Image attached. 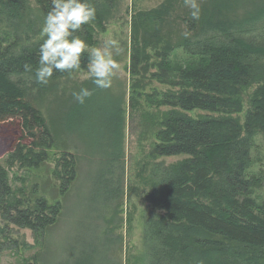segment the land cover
Segmentation results:
<instances>
[{"label":"trees","instance_id":"trees-1","mask_svg":"<svg viewBox=\"0 0 264 264\" xmlns=\"http://www.w3.org/2000/svg\"><path fill=\"white\" fill-rule=\"evenodd\" d=\"M23 2L0 0L10 11ZM38 2L47 15L52 0ZM89 2L96 8V18L74 34L93 41L92 23H102L109 9L103 0ZM179 2L184 4V0H165L160 7L133 17L134 75H140L141 62L149 58L141 47L168 39V51L172 48V32L166 29L172 27L171 18ZM198 3L201 10L198 20L191 17L190 8L185 16L176 17L188 23L192 34L180 46L190 56L206 61L204 65L173 67L172 73L185 87L160 97L159 102L173 108L161 121L163 128L158 132L155 149L162 156L189 157L159 175L147 196L168 217L147 224V264H262L264 198L257 193L264 189V167L259 159L255 168L253 147L254 136L259 132L264 136V86L252 97V108L244 125L234 114L242 109L243 91L258 73L256 65L244 61L264 56V33L262 38H251L252 32L264 22V0H198ZM41 43L24 47L17 54L5 51V55H0V120L10 129L7 164H0V212L7 224L30 228L39 243L57 221L60 206L48 205L43 198L34 208H20V201L14 204L8 167L39 166L46 159L45 148L53 144L50 128L33 99L28 98V85L22 83L24 79L13 78L35 77ZM88 55L87 51L82 55V69L87 67ZM25 63L32 65V72L24 70ZM67 75L54 72L52 79ZM140 82L135 81L133 87L139 89ZM193 109L218 116L193 117L187 113ZM70 163L75 168L74 158ZM65 167L66 175L72 178L73 167L71 170L68 164ZM64 186L66 190L68 184Z\"/></svg>","mask_w":264,"mask_h":264},{"label":"rangeland","instance_id":"rangeland-1","mask_svg":"<svg viewBox=\"0 0 264 264\" xmlns=\"http://www.w3.org/2000/svg\"><path fill=\"white\" fill-rule=\"evenodd\" d=\"M103 1L109 13L102 23H92L93 41L81 38L90 47H102L109 38L118 40L121 53L115 59L120 67L109 89L97 88L87 67L51 78L46 85L36 84L35 77L29 75L13 76L28 85V98L33 99L50 128L53 144L45 148L47 156L39 166L8 167L12 202L15 199L14 204L21 202L20 208H34L43 198L48 205L58 204L60 212L42 243L36 241L30 228L7 224L0 212V264H147V224L168 219L166 211L151 204L147 196L159 175L189 156L155 153L161 121L173 108L159 101L165 92H180L185 87L172 73L173 67L204 65L206 60L190 56L180 46L192 34L188 23L176 17L185 16L188 10L179 2L171 18L172 27L166 29L172 32V48L168 51V39L141 47L149 58L141 62L140 75H134L133 17L160 7L165 0ZM45 16L38 0H24L11 11L0 3V55L8 51L17 54L24 47L43 42ZM263 33L264 22L251 38H262ZM245 62L256 65L258 73L243 91L242 109L234 114L242 125L252 108V97L264 86V56ZM139 79V89L134 88ZM83 87L92 95L80 104L73 92ZM187 113L193 117L218 116L203 109ZM9 153V125L0 120V164H7ZM253 155L255 168L259 159L264 167L261 132L254 136ZM72 158L75 168L70 163ZM67 164L69 169L73 167L72 178L66 175ZM258 194L264 198V189Z\"/></svg>","mask_w":264,"mask_h":264},{"label":"clouds","instance_id":"clouds-1","mask_svg":"<svg viewBox=\"0 0 264 264\" xmlns=\"http://www.w3.org/2000/svg\"><path fill=\"white\" fill-rule=\"evenodd\" d=\"M184 4L191 9V17L198 20L201 11L198 0H184ZM95 18L96 8L89 0H52V7L41 28V37L44 39L38 53L39 66L35 69L38 84H48L54 72L71 74L79 71L82 55L87 51V71L93 83L100 89L112 86L113 77L120 67L115 59L121 53L118 40L109 38L102 47H90L85 40L74 34ZM184 35L187 37L189 34ZM24 70L32 72V65L25 63ZM91 95L92 91L86 87L73 92V97L80 104H84Z\"/></svg>","mask_w":264,"mask_h":264}]
</instances>
